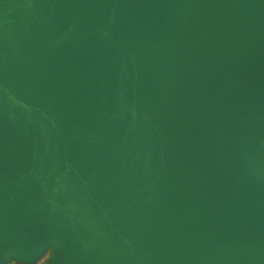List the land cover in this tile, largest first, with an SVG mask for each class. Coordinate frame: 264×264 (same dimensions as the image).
I'll list each match as a JSON object with an SVG mask.
<instances>
[{"label":"water","instance_id":"1","mask_svg":"<svg viewBox=\"0 0 264 264\" xmlns=\"http://www.w3.org/2000/svg\"><path fill=\"white\" fill-rule=\"evenodd\" d=\"M264 264V0H0V264Z\"/></svg>","mask_w":264,"mask_h":264},{"label":"rangeland","instance_id":"2","mask_svg":"<svg viewBox=\"0 0 264 264\" xmlns=\"http://www.w3.org/2000/svg\"><path fill=\"white\" fill-rule=\"evenodd\" d=\"M51 255V249L50 247H47L43 254L40 255L34 262L32 263H26L22 261H15L14 259H10L6 262V264H48L49 257Z\"/></svg>","mask_w":264,"mask_h":264}]
</instances>
